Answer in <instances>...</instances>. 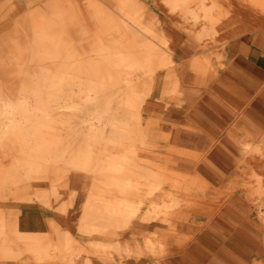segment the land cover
<instances>
[{
    "label": "bare ground",
    "instance_id": "6f19581e",
    "mask_svg": "<svg viewBox=\"0 0 264 264\" xmlns=\"http://www.w3.org/2000/svg\"><path fill=\"white\" fill-rule=\"evenodd\" d=\"M160 1L170 13L201 26L198 41L215 39L226 5L235 4ZM237 3L264 15V0ZM30 4L6 0L1 19ZM157 24L144 0L56 1L30 8L18 19L0 52V71L10 77L0 79V206L39 204L68 215L76 191L54 205L68 193L73 175L77 182L87 181L77 230L90 240L84 246L55 219L48 221L49 232L24 230L21 207H0V264H79L80 259L103 264L114 256H156L163 250L159 240L145 238L136 246L116 240L137 220L170 222L181 194L206 196L209 186L202 176L175 171L170 160L144 158L157 152L159 143L189 134L177 128L175 135H160L157 121L145 118L156 104L152 96L160 72L165 73L163 99L183 94L171 40ZM192 68L205 74L210 59L196 60ZM253 136L235 139L242 154L261 152L260 145L246 140ZM201 140L197 135V143ZM168 153L197 158L174 147ZM46 185L48 190L36 189ZM239 190L242 194L235 196ZM231 191V203L243 209L244 197L263 195L264 185L252 173L248 184Z\"/></svg>",
    "mask_w": 264,
    "mask_h": 264
},
{
    "label": "rangeland",
    "instance_id": "374dc122",
    "mask_svg": "<svg viewBox=\"0 0 264 264\" xmlns=\"http://www.w3.org/2000/svg\"><path fill=\"white\" fill-rule=\"evenodd\" d=\"M56 1L59 4L65 0H31L29 7L22 6L17 16L1 19L6 0H0V52L23 14L30 8L44 9ZM85 1L80 0L81 3ZM144 2L158 19V30L171 40L183 91L179 98L167 96L163 99L161 89L165 73L160 72L152 96L156 104L145 118L157 121L156 129L160 135H175L177 128L189 132L180 135L179 141L168 145L159 143L158 151L144 155V158L158 163L170 160L173 170L202 176L209 190L206 196L197 193L179 195L181 206L172 211L170 222L137 220L116 240L122 245L136 246L143 245L145 238H153L163 244L160 254L114 256L103 264H235L237 260L241 264H264V193L254 199L244 197L246 206L243 209L234 207L230 201L234 195L231 189L248 184L252 173L259 175L264 185V134L246 139L262 147L259 154H242L239 147L232 144V137L229 140L226 136L232 126L223 112V104L233 101V86L236 88L244 81L242 72L247 76L257 74L254 58L257 52H264V15L247 10L234 0L233 7H225V14L215 28V39L203 37L198 41L195 34L200 25L193 26L179 14L170 13L160 0ZM175 37L178 40L173 42ZM203 57L211 62V68L205 74L192 68V63ZM0 79L9 81L10 77L0 71ZM249 84L250 80L244 85ZM249 113L253 123L264 129V105L254 103ZM197 135L202 137L200 144ZM242 137L239 134L236 139ZM171 147L192 152L197 158L182 159L170 155L168 149ZM86 183L85 180L75 181L72 175L68 193L55 203L57 206L68 198L71 190L76 191L74 207L68 215L47 208L51 215L57 213L54 219L63 229H69L84 246L90 239L78 233L77 224L85 200ZM36 189L48 190L49 186ZM240 191L235 196H240ZM23 206L10 201L0 207L11 210ZM82 262V259L78 261L79 264ZM93 264L98 263L94 261Z\"/></svg>",
    "mask_w": 264,
    "mask_h": 264
},
{
    "label": "crops",
    "instance_id": "0c3cea01",
    "mask_svg": "<svg viewBox=\"0 0 264 264\" xmlns=\"http://www.w3.org/2000/svg\"><path fill=\"white\" fill-rule=\"evenodd\" d=\"M254 64L257 68V74L247 76L242 72L243 83L236 88L233 86L231 91L233 101H227L226 104H223V112L228 116L232 126L227 131L226 136L229 140V137H232L233 145H237L234 139L239 134L242 136L264 134V129L253 123L249 113L254 103L258 102L264 105V52H257ZM249 80L250 84L245 86V81ZM21 210L20 225L27 231H47L49 229L48 221L57 216V213L51 215L50 210L36 204H26Z\"/></svg>",
    "mask_w": 264,
    "mask_h": 264
}]
</instances>
